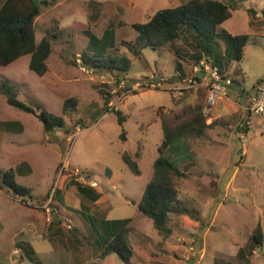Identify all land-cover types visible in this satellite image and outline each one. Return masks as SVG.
I'll return each instance as SVG.
<instances>
[{
    "label": "rangeland",
    "instance_id": "374dc122",
    "mask_svg": "<svg viewBox=\"0 0 264 264\" xmlns=\"http://www.w3.org/2000/svg\"><path fill=\"white\" fill-rule=\"evenodd\" d=\"M186 1L47 0L48 5L40 8L34 20V30L36 42L47 36L52 43L46 62L47 72L38 76L31 71L29 56L7 66L0 65V123L7 125L0 127V186L8 169L19 173V169H24L23 163L31 168L30 172L23 171L15 177L18 184L29 189L30 198L26 197L22 202L5 188L0 189V264H9L15 249L21 251L17 264H32L24 256L23 243H30L35 249L34 258L40 264H59L57 261L62 256L72 264H145V257L147 259L151 254L168 264H177L173 257H167L161 251L163 246L155 236V227L137 210V203L152 178V165L158 157L157 147L163 139L161 117L179 114L184 108L193 106L184 103L192 89L186 90L180 98H174L169 91L178 78L176 64L183 62L181 51L188 52L189 49L180 39L163 47L145 48L135 57L122 44H128L135 36L131 27L133 23L146 22L158 10L176 7ZM2 3L0 0V6ZM232 3L235 7L231 17L218 27V31L223 30L229 36L248 35V40L242 59L231 61L235 75L230 77H234L235 82L229 75L220 77L232 80L231 83L249 94L264 78V0H233ZM248 9L253 12L248 13ZM109 28L113 30L112 35L110 40L104 41V53L99 55L126 56L131 60L126 73L103 74L98 70H87L81 61L77 62L78 52L85 51L88 42L86 30L100 39ZM217 43L229 57L228 48L225 49L219 41ZM178 46L181 49L176 52ZM195 64L187 62L186 71ZM152 76L156 80H166L164 89H132L135 84L150 83ZM123 80L126 89L122 90L120 82ZM4 82L13 87L12 93L17 100L33 109L38 107L62 117L63 125L45 132L34 114L6 102L1 93ZM122 92L126 95L112 107ZM71 99L76 101L74 109L63 113L65 101ZM197 103L208 118L219 114L211 111V105ZM115 111L124 117L122 123L118 122ZM242 118L237 131V120L218 126L219 135L213 139L215 149H209L206 139L189 136L178 139L165 154L181 169L193 163L187 172L192 173L189 183H181L178 198L190 210L189 216L198 219L199 223L213 221L214 229L209 236L225 229L244 236L249 228L258 225L264 235V119L254 113ZM245 122L249 123V128L243 127ZM245 129L248 130L246 134ZM185 145H189V149ZM124 153L135 157L139 176L123 162ZM216 171L222 173L217 187L203 184L205 177L195 179L197 174ZM72 182L98 187L102 192V203L97 210L100 215H107L109 220H132L127 237L135 254L129 263L116 254L99 259L101 251H98L99 244L94 243V239L89 240L93 242L91 253L88 246L73 249V242L87 243L88 235L81 225L91 223L88 217L92 213L85 208L75 210L78 200L82 206L89 204L90 200L79 197ZM219 236L212 241L211 248L208 244L203 258L197 259L195 255L183 259L181 264H212V250L218 251L223 244L229 246L225 240L227 237ZM73 238L76 241L72 242ZM174 244L170 242L173 248ZM256 250L257 259L251 264L264 261V244L257 246ZM222 252H215L213 257L224 263L238 264L236 259L224 256ZM89 253L91 259L85 261Z\"/></svg>",
    "mask_w": 264,
    "mask_h": 264
},
{
    "label": "trees",
    "instance_id": "16d2710c",
    "mask_svg": "<svg viewBox=\"0 0 264 264\" xmlns=\"http://www.w3.org/2000/svg\"><path fill=\"white\" fill-rule=\"evenodd\" d=\"M233 0H188L176 6L163 8L154 13L146 22L133 23L131 25L135 36L130 42L122 44L132 56L138 57L145 48L163 47L168 42L182 39L188 52L192 51L190 58L196 64L206 59L212 67H215L219 75H225V69L231 61L239 62L244 54V47L248 40V35L229 36L225 31H218V27L231 17V11L235 7ZM47 0H3L0 6V65L7 66L23 56H29L28 68L38 76H43L47 72V59L52 50V43L47 36L36 42L34 20L39 15L40 8L47 6ZM234 6V7H233ZM248 9V13H252ZM112 29L105 30L102 37L98 39L89 30L85 35L88 42L85 51H79L82 67L89 70H98L100 73L112 75L113 73H126L131 67V60L126 56L101 57L106 44L104 41L110 40ZM48 35V33H46ZM56 35L54 34L53 38ZM188 39L190 42L188 43ZM217 40L226 43L229 50L228 59L219 53ZM179 48L176 49V52ZM181 64L177 62L175 70L180 69ZM1 93L6 97V102L22 111L34 114L42 123L45 132L53 131L54 127H61L64 120L44 109L26 105L17 100L12 93L13 87L4 82ZM75 100H67L63 106V113L73 110ZM184 108L181 113L164 115L160 124L163 139L157 147L158 157L154 160L151 180L145 186L140 201L137 203L138 211L150 219L154 227L160 232L168 231L170 215L189 214L190 210L178 200V188L186 179V174L165 157V154L178 139L189 136L200 137L209 127L206 124L208 115L202 111L199 103L192 104ZM118 122L122 123L124 117L119 111H115ZM7 126L0 123V127ZM248 132L247 129L244 130ZM124 140V135H121ZM136 157L137 153H136ZM135 158V157H134ZM122 154L123 162L129 167L134 175L139 176L135 159ZM24 169L14 171L8 169L3 174L1 188H5L13 196L22 200L31 197L29 189L15 181L17 174L23 171L30 172L31 168L26 163L22 164ZM21 165V166H22ZM107 172V171H106ZM72 185L81 194H86L92 187L80 186L76 182ZM93 201L98 198V194L93 193ZM130 219L104 221V225H112L114 232L106 236L104 244L99 254L100 259H104L112 254L128 263L132 257V247L128 241V224ZM253 247H261L264 244V235L260 225L256 226L250 236ZM25 255L31 260L34 254L28 244L23 243ZM149 264H166L163 261L152 260ZM222 264H231L224 263Z\"/></svg>",
    "mask_w": 264,
    "mask_h": 264
},
{
    "label": "crops",
    "instance_id": "0c3cea01",
    "mask_svg": "<svg viewBox=\"0 0 264 264\" xmlns=\"http://www.w3.org/2000/svg\"><path fill=\"white\" fill-rule=\"evenodd\" d=\"M256 16L259 17V14ZM217 41L221 42L223 47L227 49V45L225 42L221 40H217ZM178 48L180 51L181 46H178ZM217 48L219 50V53L228 59L226 50H223L220 44L218 43H217ZM181 54H183L184 56L183 62L179 61L181 66H180V69L176 71V76H178V78L175 79L174 86L182 85L183 81L192 77L193 75V68L191 69V66L188 67V71H186L185 69V65L187 62H193L192 58H190L192 51H190V53H187V51L182 50ZM233 70H234L233 64L230 62L228 67L225 69L224 73L225 75H229L230 77V75H233V74L235 75V70L234 71ZM203 78L204 80H207V77L204 76ZM231 79L233 80V82H235L234 77ZM220 85L225 86L224 88H226L227 90V96L225 98H221L217 94L211 93L208 89L203 88L201 87L202 85H200L187 93L188 95L184 102L187 104H194V103H197V101H201L203 102L205 106L211 105L212 106L211 111L219 112V114H217L216 116H213L212 118H208L206 120V124L209 127L205 130L202 136L198 137V138H204L206 139V141H209L208 144L205 143L208 145L209 149H215L216 144L213 142V139L219 135V132L217 131L219 125L223 123L224 124L230 123L231 121L236 122L237 120L238 122L235 125V129L237 131L238 124H240L243 120L242 116L247 114L244 110V107L248 104L250 96L255 92V89H256L255 88L256 86H255L253 87V90L251 93L246 94L244 92V89L240 87L239 85H235V83H231V85H225L223 81V82H220ZM230 92L232 93V95H230ZM238 115H240L239 119L237 118ZM213 121L217 123L214 124L212 123ZM214 126L217 128L212 129ZM185 147L189 149V145H185ZM243 152L245 153V151ZM191 167H193L192 162L188 163L184 167V169H181L186 174V179L183 181V183H189V179H190L189 175L192 173H187V172L191 169ZM203 177H205V179H203ZM221 178H222V173H219L217 171L216 172H203L201 174L195 175V179H201V180L203 179L205 180L203 181L204 182L203 184H210L211 186L214 185V187L218 186L219 180ZM74 188L76 192L78 193L79 197L80 195L85 196L86 198L90 200L89 204L87 205L84 204L85 206H82L81 201L78 200L77 201L78 205L75 207V210L82 211V209L85 208L86 210H90L92 215H89L90 217H88L91 223L87 225H81V229L84 232H86L88 235L87 243H80L79 241L73 242V241H76V239L73 238L72 239V242L74 243L73 249L76 250L78 249V247L88 246L90 248V253H91V250L93 248V242L91 241L92 239H94L95 240L94 243L98 242L99 244L98 251H101L106 236L114 232V230H112L113 229L112 225L110 226L104 225V221H110L108 219V216L100 215V213L97 211L99 210V205L102 203V192L98 189V187L96 188L94 187V188H91V190H89L86 194H81L76 189V187ZM180 189L181 187L178 188V197H179ZM183 189L186 192V187H184ZM93 193L98 194V198L95 199V201H93V198H94ZM101 216L103 218H101ZM115 220H124V219H115ZM211 223H213V221H211ZM211 223L210 224L209 223H205V224L199 223L198 219H194V217L192 218L191 216H189V214H186V213L180 214V215L172 214L169 217V223L167 225V229H168L167 233L160 232L159 230L155 228L156 230L155 236L158 239V243L163 246V249H161L163 254L170 258L173 257L177 261V264H181L184 262V260H187L190 257H194L195 255L197 259L200 256H202L203 258V254L205 255L207 252L208 244L211 248L214 245L212 241L213 240L216 241L217 235L218 236L220 235L219 237H221L222 235H225L227 237L225 238L226 243L229 246H225L223 244L219 246L218 251L212 250V254H211L212 264H222L221 260H217L218 257H215V256L213 257V254L215 252H218L220 254L221 251H223L222 253H224L223 254L224 256L236 259L238 261V264H251L255 259H257L255 257L257 256L256 247H253L250 241L251 233L255 229L256 226L253 228H249V231L244 236L236 232L235 233L231 232L227 229L222 230V231H215L212 234V236H209L210 232L214 229V226L211 225ZM131 225H132V220L130 221L127 227L130 228ZM73 231H75V229H73ZM90 239L91 241H89ZM171 241L175 243L174 244L175 245L174 248L176 249L175 251H174V248L170 246ZM193 242H195V244L191 245L188 248V246ZM28 245L34 252V254L31 256V260L29 259L28 261L32 264H40L39 260L34 258L36 254L35 249L30 245V243H28ZM194 249H196L195 252L193 253L190 252V250H194ZM132 252H133L132 253V256H133L135 254L133 247H132ZM90 253H89V257H86L87 259L85 261H89L91 259ZM24 256L26 257L25 252H24ZM152 260H158V258L154 256L153 254H151V256L147 255V259L145 257V261H146L145 264H149ZM159 261H162V260H159ZM261 261L259 262V264H264V261L262 262ZM57 262L59 264H72L70 262L68 263L66 256L59 257ZM227 263L234 264L233 262H228V261Z\"/></svg>",
    "mask_w": 264,
    "mask_h": 264
},
{
    "label": "built area",
    "instance_id": "2783aa9c",
    "mask_svg": "<svg viewBox=\"0 0 264 264\" xmlns=\"http://www.w3.org/2000/svg\"><path fill=\"white\" fill-rule=\"evenodd\" d=\"M80 61L81 59L78 56L77 62L79 63ZM193 73L194 75L183 81L182 85L169 88V91L172 93L174 98H180L186 90H193L200 85L208 87L211 92L216 93L218 96H227V90L224 88L225 86L220 85V82L224 81L225 85H231V80H222L217 69L212 67L206 59L201 60L193 66ZM203 75L207 77V80H204ZM150 80V83H144V85L135 84L132 89H135V87L137 89L150 87L154 89H164V84L166 82L164 78L156 80L155 77L152 76ZM120 88L122 90L126 89L124 80L120 82ZM255 88V92L250 96L248 104L244 107V110L248 115L254 113L264 119V78L256 84ZM125 95L126 94L122 92L120 96L116 98V102H114L112 107L115 106V103H119ZM243 127L248 128L249 123L245 122ZM17 256L21 257V251L19 249H15L13 251V260H11L9 264H17L19 258H17Z\"/></svg>",
    "mask_w": 264,
    "mask_h": 264
}]
</instances>
